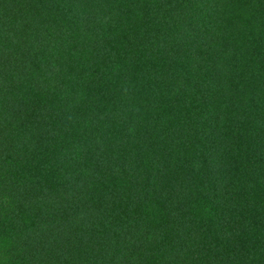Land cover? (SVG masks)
Listing matches in <instances>:
<instances>
[{
  "label": "trees",
  "instance_id": "16d2710c",
  "mask_svg": "<svg viewBox=\"0 0 264 264\" xmlns=\"http://www.w3.org/2000/svg\"><path fill=\"white\" fill-rule=\"evenodd\" d=\"M0 264H264V0H0Z\"/></svg>",
  "mask_w": 264,
  "mask_h": 264
}]
</instances>
